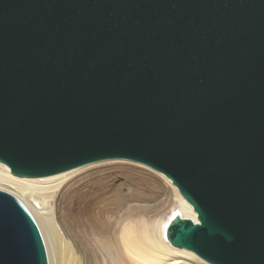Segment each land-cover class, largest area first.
I'll return each instance as SVG.
<instances>
[{"label":"water","instance_id":"water-1","mask_svg":"<svg viewBox=\"0 0 264 264\" xmlns=\"http://www.w3.org/2000/svg\"><path fill=\"white\" fill-rule=\"evenodd\" d=\"M109 160L192 206L170 245L264 264V0H0V163L44 177ZM0 264H47L2 189Z\"/></svg>","mask_w":264,"mask_h":264},{"label":"rangeland","instance_id":"rangeland-1","mask_svg":"<svg viewBox=\"0 0 264 264\" xmlns=\"http://www.w3.org/2000/svg\"><path fill=\"white\" fill-rule=\"evenodd\" d=\"M48 193V206L57 217L56 226L71 243L74 241V247L100 261H106V248H114L122 264L132 263L119 250L121 228L140 218L146 221L157 216L164 218L174 203L172 187L164 177L144 165L125 160L80 167ZM89 205L92 207L89 220L93 224L86 215L82 216L85 220L77 215L74 221L67 215V207L83 211Z\"/></svg>","mask_w":264,"mask_h":264},{"label":"bare ground","instance_id":"bare-ground-1","mask_svg":"<svg viewBox=\"0 0 264 264\" xmlns=\"http://www.w3.org/2000/svg\"><path fill=\"white\" fill-rule=\"evenodd\" d=\"M78 168L44 177H20L11 174L9 169L0 163V189L18 198L32 216L45 246L47 264H122L118 252L105 246L106 261H100L95 255L88 257L86 251L77 248L78 246L74 247V241L71 243L56 226L57 217H54L48 206V191L56 189L63 177ZM154 172L170 183L174 197L173 206L164 218L157 216L150 221L140 218L134 223L127 222L120 230L119 250L132 264H210L192 251L173 247L165 239V228L174 213L179 212L183 217H190L194 221H197V217L176 186L163 174ZM66 209L67 215L73 221L79 216L85 220L82 217L84 215L89 220L92 215L91 205L86 206L83 211L75 206ZM89 222L95 223L91 220Z\"/></svg>","mask_w":264,"mask_h":264}]
</instances>
